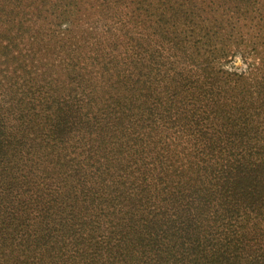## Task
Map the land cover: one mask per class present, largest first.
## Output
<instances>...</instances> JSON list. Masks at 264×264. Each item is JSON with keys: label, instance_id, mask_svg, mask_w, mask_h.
Here are the masks:
<instances>
[{"label": "trees", "instance_id": "1", "mask_svg": "<svg viewBox=\"0 0 264 264\" xmlns=\"http://www.w3.org/2000/svg\"><path fill=\"white\" fill-rule=\"evenodd\" d=\"M0 264H264V0H0Z\"/></svg>", "mask_w": 264, "mask_h": 264}, {"label": "rangeland", "instance_id": "2", "mask_svg": "<svg viewBox=\"0 0 264 264\" xmlns=\"http://www.w3.org/2000/svg\"><path fill=\"white\" fill-rule=\"evenodd\" d=\"M228 66H229V67H231V66H236V68H237V67H240L241 64H240L239 60L235 59V60H234L231 64H229Z\"/></svg>", "mask_w": 264, "mask_h": 264}]
</instances>
